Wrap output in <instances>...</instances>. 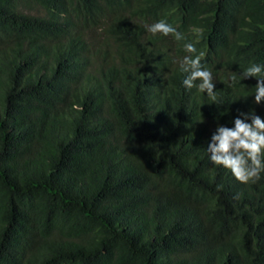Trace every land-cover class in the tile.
Segmentation results:
<instances>
[{"label": "trees", "instance_id": "obj_1", "mask_svg": "<svg viewBox=\"0 0 264 264\" xmlns=\"http://www.w3.org/2000/svg\"><path fill=\"white\" fill-rule=\"evenodd\" d=\"M201 52L219 104L183 85ZM253 64L264 0H0V264H264V172L207 152L264 120Z\"/></svg>", "mask_w": 264, "mask_h": 264}, {"label": "clouds", "instance_id": "obj_2", "mask_svg": "<svg viewBox=\"0 0 264 264\" xmlns=\"http://www.w3.org/2000/svg\"><path fill=\"white\" fill-rule=\"evenodd\" d=\"M154 36L159 34L165 37L172 35L175 40L184 39L182 33L164 20L153 23L148 27ZM183 49L186 53H196L192 43H185ZM204 53L198 55H185L180 62V71L186 76L183 85L191 90L196 87L202 93L219 104L214 91L215 83L211 71L206 69L201 60ZM241 78H256L254 102L260 104L264 101V65L253 64L243 71ZM233 81L236 76L231 77ZM198 82V83H197ZM244 119L236 118L233 127L218 125L215 134L211 137L207 152L210 154V161L216 166L227 169L233 177L242 184L256 183L264 172V120L258 115L241 113ZM250 119V123L246 122ZM222 188L218 186V190Z\"/></svg>", "mask_w": 264, "mask_h": 264}]
</instances>
